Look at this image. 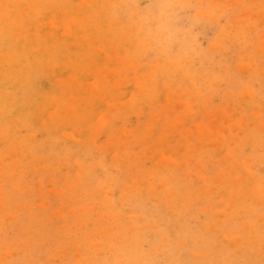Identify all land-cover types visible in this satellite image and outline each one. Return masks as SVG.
I'll list each match as a JSON object with an SVG mask.
<instances>
[{"label":"rangeland","instance_id":"obj_1","mask_svg":"<svg viewBox=\"0 0 264 264\" xmlns=\"http://www.w3.org/2000/svg\"><path fill=\"white\" fill-rule=\"evenodd\" d=\"M26 1H0V264H264V0Z\"/></svg>","mask_w":264,"mask_h":264},{"label":"bare ground","instance_id":"obj_2","mask_svg":"<svg viewBox=\"0 0 264 264\" xmlns=\"http://www.w3.org/2000/svg\"><path fill=\"white\" fill-rule=\"evenodd\" d=\"M0 1H1V0H0ZM2 1H4V0H2ZM27 1H28V0H27ZM27 1H26V2H27ZM115 1H116V0H115ZM160 1H161V0H160ZM208 1H209V0H208ZM21 2H22V0H21ZM116 2L118 3V1H116ZM166 2H167V1H166ZM181 2H182V1H181ZM183 2H184V1H183ZM218 2H219V1H218ZM245 2H246V1H245ZM247 2H248V1H247ZM259 2H260V1H259ZM259 2H258L257 4H259ZM23 3H24V1H23ZM28 3H29V2H28ZM30 3H32V2H30ZM30 3H29V4H30ZM161 3H162V2H161ZM206 3H207V1H206ZM211 3H213V1H212ZM235 3H236V2H235ZM235 3H233V4H235ZM255 3H256V2H255ZM3 4H4V2H3ZM20 4H22V3H20ZM25 4H26V3H25ZM194 4H195V3H194ZM198 4H199V3H198ZM223 4H224V3H223ZM233 4H232V5H233ZM1 5H2V3H1ZM8 5H9V4H8ZM11 5H12V4H11ZM130 5H132V4H130ZM246 5H247V4H246ZM15 6H16V5H15ZM124 6H125V5H124ZM132 6H133V5H132ZM186 6H187V5H186ZM216 6H217V5H216ZM219 6H221V5H219ZM219 6H218V7H219ZM262 6H263V5H262ZM18 7H19V6H18ZM23 7L27 8L26 6H23ZM30 7H31V6H30ZM127 7H128V6H127ZM133 7H135V6H133ZM174 7H175V6H174ZM202 7H203V5H202ZM238 7H239V6H238ZM0 8H1V7H0ZM2 8H3V7H2ZM177 8H178V6H177ZM181 8H182V6H181ZM186 8H187V7H185V9H186ZM197 8H200V7H197ZM197 8H196V9H197ZM214 8H215V7H214ZM249 8H250V7H249ZM251 8H252V7H251ZM253 8H254V7H253ZM260 8H262V7H259V9H260ZM19 9H21V8H19ZM111 9H112V8H111ZM116 9H117V8H116ZM116 9H115V10H116ZM155 9H156V8H155ZM240 9H241V8H240ZM242 9H243V8H242ZM108 10H109V9H108ZM120 10H121V9H120ZM156 10H157V9H156ZM192 10H193V9H192ZM202 10H203V9H202ZM208 10H209V9H208ZM231 10H232V9H231ZM236 10H237V9H236ZM12 11H13V10H12ZM146 11H147V10H146ZM214 11H215V10H214ZM244 11H245V10H244ZM249 11H250V10H249ZM13 12H14V11H13ZM15 12H16V11H15ZM112 12H113V11H112ZM118 12H119V11H118ZM138 12H139V11H138ZM144 12H145V11H144ZM190 12H191V11H190ZM203 12H204V11H203ZM203 12H202V13H203ZM218 12H219V11H218ZM134 13H135V12H134ZM136 13H137V12H136ZM153 13H154V12H153ZM153 13H152V14H153ZM157 13H158V12H157ZM172 13H173V12H172ZM175 13H177V12H175ZM175 13H173V14H175ZM182 13H183V12H182ZM186 13H187V12H186ZM205 13L207 14V12H205ZM237 13H238V11H237ZM241 13H242V12H241ZM35 14H36V13H35ZM118 14H119V13H118ZM177 14H178V13H177ZM228 14H230V13H228ZM228 14H227V15H228ZM22 15H23V14H22ZM30 15H31V12H30ZM32 15L35 16V15L33 14V12H32ZM133 15H134V14H133ZM193 15H194V14H193ZM196 15H201V14H196ZM37 16H39V15H37ZM140 16H141V15H140ZM168 16H169V15H168ZM247 16H248V15H247ZM11 17H12V16H11ZM207 17H208V16H207ZM125 18H126V17H125ZM143 18H144V17H143ZM175 18H176V17H175ZM175 18H174V19H175ZM195 18H196V17H195ZM201 18H202V17H201ZM221 18H222V17H221ZM224 18H225V17H224ZM230 18H232V17H230ZM3 19H4V18H3ZM137 19H138V18H137ZM155 19H156V18H155ZM157 19H158V17H157ZM181 19H182V18H181ZM202 19H203V18H202ZM222 19H223V18H222ZM1 20H2V19H1ZM24 20H25V19H23V21H24ZM35 20H36V19H35ZM132 20H133V19H132ZM143 20H144V19H143ZM158 20H159V19H158ZM228 20H229V19H228ZM228 20H227V21H228ZM237 20H238V19H237ZM237 20H236V22L238 23ZM261 20H262V19H261ZM7 21H8V20H7ZM21 21H22V20H21ZM134 21H136V20H134ZM137 21H139V19H138ZM155 21H156V20H155ZM199 21H200V20H199ZM218 21H219V20H218ZM222 21H223V20H222ZM2 22L4 23L3 20H2ZM8 22H10V21H8ZM17 22H18V21H17ZM37 22H38V20H37ZM128 22H129V21H128ZM156 22H157V21H156ZM156 22H155V23H156ZM174 22H175V21H174ZM174 22H173V23H174ZM190 22H191V21H190ZM225 22H226V21H225ZM245 22H246V21H245ZM260 22H261V21H260ZM260 22H259V23H260ZM35 23H36V22H35ZM126 23H127V22H126ZM146 23H147V22H146ZM151 23H152V22H151ZM218 23H219V22H218ZM232 23H233V22H232ZM239 23H240V22H239ZM239 23H238V24H239ZM242 23H243V22H242ZM5 24H6V23H5ZM25 24H27V23H25ZM36 24H37V23H36ZM169 24H170V23H169ZM174 24H175V23H174ZM186 24H187V23H186ZM191 24H193V23H191ZM223 24H224V23H223ZM227 24H228V23H227ZM233 24H235V23H233ZM23 25H24V24H23ZM27 25H28V24H27ZM148 25H150V23H149ZM162 25H163V24H161V27H162ZM167 25H168V24H167ZM175 25H176V24H175ZM196 25H197V24H196ZM219 25H220V24H219ZM1 26H3V25H1ZM1 26H0V27H1ZM7 26H8V24H7ZM10 26H11V24H10ZM32 26H33V25H32ZM146 26H147V24H146ZM235 26H236V24H235ZM14 27H15V26H14ZM18 27H19V26H18ZM163 27H165V26H163ZM167 27L170 28L169 26H167ZM3 28H4V27H3ZM5 28H6V27H5ZM5 28H4V29H5ZM11 28H12V27H11ZM24 28H25V27H24ZM30 28H32V27H30ZM200 28H201V27H200ZM12 29H13V28H12ZM17 29H18V28H17ZM17 29H16V30H17ZM28 29H29V28H28ZM153 29H154V27H153ZM170 29H171V28H170ZM189 29H190V28H189ZM194 29H195V28H194ZM6 30H7V29H6ZM133 30H135V29H133ZM217 30H218V29H217ZM9 31H11V29H9ZM31 31H33V30L31 29ZM168 31H169V30H168ZM180 31H181V30H180ZM188 31H189V30H188ZM212 31H213V30H212ZM214 31H215V30H214ZM262 31H263V30H262ZM13 32H14V31H13ZM15 32H16V31H15ZM17 32H18V31H17ZM144 32H145V31H144ZM154 32H155V31H154ZM132 33H133V32H132ZM15 34H16V33H15ZM164 34H165V33H164ZM179 34H180V33H179ZM4 35H5V34H4ZM7 35L9 36V34H7ZM17 35H18V34H17ZM20 35H21V34H20ZM44 35H45V34H44ZM67 35H68V33H67ZM139 35H140V34H139ZM142 35H143V34H142ZM151 35H152V33H151ZM167 35H168V33H167ZM185 35H186V34H185ZM11 36H12V35H11ZM11 36H10V37H11ZM35 36H36V35H35ZM188 36H189V35H188ZM263 36H264V35H263ZM263 36H262V37H263ZM1 37H3V35H1ZM5 37H6V36H5ZM15 37H16V36H15ZM33 37H34V36H33ZM39 37H40V36H39ZM174 37H175V36H174ZM199 37H200V36H198V38H199ZM203 37H204V36H203ZM215 37H216V36H215ZM254 37H255V36H254ZM260 37H261V36H260ZM17 38H18V37H17ZM41 38H42V37H41ZM41 38H40V39H41ZM7 39H9V38L7 37ZM11 39H12V38H11ZM20 39H21V38H20ZM140 39H142V36H141ZM163 39H164V38H163ZM184 39H185V37H184ZM201 39H203V38H201ZM201 39H199V40H201ZM208 39H209V38H208ZM208 39H207V40H208ZM3 40H4V38H3ZM42 40H43V39H42ZM145 40H146V39H145ZM159 40H160V39H159ZM193 40H194V39H193ZM193 40H192V41H193ZM44 41H45V40H44ZM143 41H144V39H143ZM150 41H152V40H150ZM197 41H198V40H197ZM205 41H206V40H205ZM214 41H215V39H214ZM12 42H13V41H12ZM160 42H161V41H160ZM173 42H174V41H173ZM183 42H184V40H183ZM211 42H212V41H211ZM252 42H253V41H252ZM20 43H22V42L20 41ZM178 43H179V42H178ZM181 43H182V42H181ZM185 43H187V42H185ZM209 43H210V41H209ZM258 43H259V42H258ZM1 44H2V42H1ZM3 44H4V43H3ZM14 44H16V43H14ZM26 44H27V43H26ZM161 44H162V43H161ZM187 44H188V43H187ZM187 44H186V45H187ZM189 44H190V43H189ZM213 44H214V43H213ZM213 44H212V46H213ZM260 44H261V43H260ZM260 44H259V45H260ZM19 45H20V44H19ZM23 45H24V44H23ZM46 45H47V44H46ZM55 45H57V44H55ZM88 45H89V44H88ZM170 45H171V44H170ZM192 45H193V44H192ZM199 45H200V44H199ZM208 45H209V44H208ZM210 45H211V44H210ZM12 46H13V45H12ZM63 46H64V45H63ZM152 46H153V44H152ZM160 46H161V45H160ZM215 46H217V45L215 44ZM218 46H219V45H218ZM9 47H11V46H9ZM136 47H137V46H136ZM155 47H156V45H155ZM171 47H172V46H171ZM6 48H7V47H6ZM18 48H19V47H18ZM50 48H51V46H50ZM138 48H139V47H138ZM159 48H161V47H159ZM2 49H3V48H2ZM2 49H1V50H2ZM4 49H5V47H4ZM21 49H22V48H21ZM21 49H20V50H21ZM39 49H40V48H39ZM66 49H67V47H66ZM207 49H208V48H207ZM5 50H6V49H5ZM8 50H9V49H8ZM16 50H17V49H16ZM24 50H25V47H24ZM44 50H45V47H44ZM170 50H171V49H170ZM177 50H178V49H177ZM198 50H199V49H198ZM208 50H209V49H208ZM233 50H234V49H233ZM10 51H11V50H10ZM18 51H19V50H18ZM53 51H54V49L52 50V52H53ZM183 51H184V50H183ZM1 52H2V51H1ZM13 52H14V50H13ZM19 52H20V51H19ZM26 52H28V51H26ZM188 52H189V51H188ZM192 52H193V51H192ZM14 53H15V52H14ZM20 53H21V52H20ZM31 53H32V52H31ZM49 53H50V52H49ZM49 53H48V54H49ZM155 53H157V52H155ZM166 53H167V52H166ZM180 53H181V51H180ZM180 53H179V54H180ZM2 54H3V52H2ZM9 54H10L9 56L12 57L11 52H10ZM18 54H19V53H17V54L14 55V56L16 57ZM26 54H28V53H26ZM32 54H33V53H32ZM32 54H31V55H32ZM125 54H126V53H125ZM157 54H158V53H157ZM194 54H195V53H194ZM196 54H197V53H196ZM196 54H195V55H196ZM231 54H232V53H231ZM24 55H25V52H24ZM51 55H52V54H51ZM128 55H129V54H128ZM154 55H155V54H154ZM174 55H175V54H174ZM182 55H183V54H182ZM190 55H191V54H190ZM200 55H201V54H200ZM200 55H199V56H200ZM202 55H203V53H202ZM202 55H201L200 57H202ZM33 56H34V55H33ZM45 56H47V55H45ZM167 56H168V55H167ZM230 56H231V55H230ZM230 56H229V57H230ZM22 57H23V55H22ZM36 57H38V56H36ZM47 57H48V56H47ZM52 57H53V56H52ZM67 57H68V56H67ZM69 57H70V56H69ZM69 57H68V58H69ZM128 57H131V56H128ZM165 57H166V56H165ZM197 57H198V56H197ZM0 58H1V57H0ZM17 58H19V57H17ZM70 58H71V57H70ZM211 58H212V57H211ZM232 58H233V57H232ZM11 59H12V58H11ZM13 59H14V58H13ZM22 59H23V58H22ZM24 59H25V58H24ZM24 59H23V60H24ZM170 59H172V58H170ZM183 59H184V58H183ZM7 60H8V58H7ZM30 60H32V59L30 58ZM66 60H68V59H66ZM118 60H119V59H118ZM211 60H212V59H211ZM232 60H233V59H232ZM18 61H19V59H18ZM18 61H16V62H18ZM186 61H187V60H186ZM186 61H185V62H186ZM203 61H205V60H203ZM14 62H15V61H14ZM32 62H33V61H32ZM36 62H37V59H36ZM199 62H200V61H199ZM229 62H230V61H229ZM8 63H9V62H8ZM186 63H187V62H186ZM208 63H209V62H208ZM23 64H25V63H23ZM30 64H31V63H30ZM35 64H36V63H35ZM71 64H72V63H71ZM180 64H181V63H180ZM10 65H11V64H10ZM33 65H34V64H33ZM226 65H227V64H226ZM235 65H236V64H235ZM24 66H25V65H24ZM38 66H39V65H38ZM224 66H225V65H224ZM231 66H232V65H231ZM11 67H12V66H11ZM11 67H8V68H11ZM22 67H23V65H22ZM30 67H31V66H30ZM32 67H34V66H32ZM32 67H31V68H32ZM187 67H188V66H187ZM187 67H186V68H187ZM233 67H234V66H233ZM26 68H28V67H26ZM31 68H30V69H31ZM239 68H240V67H239ZM199 69H200V68H199ZM203 69H205V68H203ZM245 69H246V68H245ZM245 69H244V70H245ZM1 70H2V69H1ZM1 70H0V71H1ZM19 70H20V69H19ZM70 70H71V68H70ZM205 70H206V69H205ZM239 70H240V69H239ZM2 71H4V70H2ZM15 71H16V70H15ZM20 71H21V70H20ZM27 71H28V70H27ZM29 71H30V70H29ZM34 71H35V68H34ZM34 71H33V72H34ZM41 71H42V70H41ZM11 72H12V70H11ZM38 72H39V70H38ZM38 72H37V73H38ZM199 73H200V72H199ZM8 74H9V73H8ZM8 74H7V75H8ZM16 74H17V73H16ZM19 74H20V73H19ZM19 74H18V76H19ZM28 74H29V72H28ZM30 74H31V73H30ZM3 75H4V74H3ZM3 75H2V76H3ZM11 75H13V74H11ZM14 75H15V74H14ZM183 76H184V75H183ZM6 77H7V76H6ZM24 77L26 78V77H27V74H26V76H24ZM28 77L30 78V76H28ZM32 77H33V75H32ZM13 78H14V77H13ZM15 78H16V77H15ZM17 78H18V77H17ZM4 80H6V79H4ZM21 80H22V78H21ZM11 81H12V80H11ZM18 81H19V80H18ZM32 81H33V80H32ZM34 81H35V80H34ZM34 81H33V82H34ZM185 81H187V79H186ZM6 82H7V81H6ZM14 82L16 83L17 81H13V83H14ZM19 82H20V81H19ZM17 83H18V82H17ZM17 83H16V84H17ZM21 83H22V82H21ZM189 83H191V82H189ZM16 84H15V85H16ZM9 85H10V84H9ZM22 85H23V83H22ZM3 86H4V85H3ZM5 86H6V84H5ZM192 86H193V85H192ZM12 88H13V87H12ZM33 88H34V87H33ZM37 88H38V87H37ZM244 88H245V87H244ZM9 89H10V88H9ZM16 89H17V88H16ZM21 89H22V88H21ZM38 89H39V88H38ZM195 89H196V88H195ZM227 89H228V88H227ZM245 89H246V88H245ZM12 90H13V89H12ZM12 90H11V91H12ZM141 90H142V89H141ZM191 90H192V89H191ZM229 90H230V88H229ZM248 90H249V89H248ZM193 91H194V90H193ZM218 91H219V90H218ZM240 91H241V90H240ZM19 92H20V91H19ZM30 92H31V91H30ZM145 92H146V90H145ZM201 92H202V91H201ZM227 92H229V91H227ZM234 92H235V91H234ZM236 92H239V91H236ZM244 92H246V91H244ZM4 93H5V92H4ZM38 93H39V91H38ZM38 93H36V94H38ZM242 93H243V92H242ZM14 94H15V93H14ZM18 94H19V93H18ZM238 94H239V93H238ZM238 94H237V95H238ZM244 94H245V93H244ZM11 95H12V93H11ZM29 95H31V94H29ZM198 95H199V94H198ZM12 96H13V95H12ZM26 96H27V95H26ZM244 96L246 97V95H244ZM7 97H8V96H7ZM20 97H21V96H20ZM16 98H17V97H16ZM197 98H198V97H197ZM201 98H202V97L200 96V99H201ZM252 98H253V97H252ZM0 99H1V95H0ZM3 99H5V98H3ZM22 99H23V97H22ZM29 99H30V98H29ZM238 99H239V98H237V100H238ZM11 100H12V99H11ZM27 100H28V99H27ZM226 100H227V99H226ZM230 100H231V99H230ZM239 100H240V99H239ZM3 101H4V100H3ZM224 101H225V100H224ZM224 101H223V102H224ZM227 101H228V100H227ZM4 102H5V101H4ZM6 102H7V101H6ZM16 102H17V101H16ZM24 102H25V101H24ZM28 102H29V101H28ZM231 102H232V101H231ZM259 103H260V102H259ZM262 103H263V102H262ZM5 104H6V103H5ZM186 105H187V103H186ZM186 105H185V106H186ZM244 105H245V104H244ZM246 105H247V104H246ZM10 106H11V104H10ZM26 106H27V105H26ZM230 106H231V105H230ZM253 106H254V105H253ZM11 107H12V106H11ZM32 107H33V106L31 105V108H32ZM37 107H38V106H37ZM186 107H187V106H186ZM186 107H185V108H186ZM188 107H189V106H188ZM254 107H255V106H254ZM25 108H26V107H25ZM227 108H228V107H226V109H227ZM250 108H251V107H250ZM252 108H253V107H252ZM252 108H251V109H252ZM262 108H264V107H262ZM262 108H261V109H262ZM34 109H35V108H34ZM228 109H229V108H228ZM237 109L239 110L240 108H237ZM237 109H236V110H237ZM261 109H260V110H261ZM7 110H8V109H7ZM42 110H43V109H42ZM238 110H237V111H238ZM254 110H256V109L254 108ZM16 111H18V110L16 109ZM16 111H15V112H16ZM185 111H186V110H185ZM187 111H188V110H187ZM224 111H226V110H224ZM246 111H247V110H246ZM257 111H259V110H256V112H257ZM8 112H10V111H8ZM233 112H234V111H233ZM252 112H253V111H252ZM252 112H251V113H252ZM28 113H29V112H28ZM28 113H27V114H28ZM30 113H31V112H30ZM30 113H29V114H30ZM32 113H33V111H32ZM225 113H226V112H225ZM236 113H237V112H236ZM245 113H247V112H245ZM248 113H250V112L248 111ZM12 114H13V113H11V115H12ZM16 114H17V112H16ZM253 114H254V113H253ZM255 114H256V113H255ZM7 115H8V114H7ZM9 115H10V114H9ZM231 115H232V114H231ZM240 115H242V114H240ZM257 115H258V113H257ZM257 115H256V117H257ZM20 116H21V115H20ZM23 116H24V115H23ZM227 116H228V115H227ZM237 116H239V115H237ZM258 116H259V115H258ZM8 117H9V116H8ZM24 117H25V116H24ZM239 117H240V116H239ZM239 117H237V118H239ZM252 117H253V116H252ZM208 118H212V117H209V116H208ZM228 118H229V116H228ZM258 118H259V117H258ZM263 118H264V117H263ZM263 118H262V119H263ZM8 119H9V118H8ZM11 119H13V118H11ZM28 119H29V118H28ZM159 119H160V118H159ZM243 119H244V118H243ZM254 119H255V117H254ZM256 119H257V118H256ZM5 120H6V119H5ZM9 120H10V119H9ZM15 120H17V119H15ZM155 120H156V118H155ZM211 120H212V119H211ZM211 120H210V121H211ZM233 120H235V117H234ZM257 120H258V119H257ZM10 121H11V120H10ZM20 121H21V120H20ZM20 121H19V122H20ZM163 121H164V119H163ZM165 121H166V120H165ZM240 121H241V120H240ZM242 121H243V120H242ZM245 121H246V120H245ZM247 121H248V120H247ZM263 121H264V120H263ZM263 121H262V123H263ZM4 122H5V121H4ZM4 122H3V123H4ZM177 122H178V121H177ZM179 122H180V121H179ZM211 122H213V121H211ZM233 122H234V121H232L231 123H233ZM10 123H11V122H10ZM16 123H17V122H16ZM25 123H26V122H25ZM231 123H230V124H231ZM1 124H2V123H1ZM4 124H5V123H4ZM29 124H30V123H29ZM42 124H43V123H42ZM160 124H161V123H160ZM209 124H210V123H209ZM250 124H251V123H250ZM255 124H256V123H255ZM258 124H259V122H258ZM12 125H13V122H12ZM18 125H19V124H18ZM176 125H177V124H176ZM247 125H248V124H246V126H247ZM24 126H25V125L22 126V122H21V127H24ZM206 126H207V125H206ZM236 126H237V124H236ZM258 126H260V125H258ZM6 127L8 128L9 126H6ZM13 127H14V126H13ZM26 127H27V126H26ZM30 127H31V126L28 125V128H29V129H30ZM146 127H147V126H146ZM167 127H168V125H167ZM181 127H182V125H181ZM201 127H203V126H201ZM263 127H264V126H263ZM28 128H27V129H28ZM43 128H44V127H43ZM148 128H149V127H148ZM168 128H169V127H168ZM175 128H176V127H175ZM177 128H178V126H177ZM228 128H229V127H228ZM246 128H247V127H246ZM246 128H244V129H246ZM253 128H254V127H253ZM260 128H261V127H260ZM13 129H14V128H13ZM16 129H17V127H16ZM18 129H19V128H18ZM24 129H25V128H24ZM178 129H179V128H178ZM238 129H239V128H238ZM255 129H256V128H255ZM10 130H11V129H10ZM25 130H26V129H25ZM168 130H169V129H168ZM199 130H201V129H198V131H199ZM231 130H232V129H231ZM239 130H240V129H239ZM2 131H3V130H2ZM26 131H27V130H26ZM174 131H175V130H174ZM226 131H227V130H225V132H226ZM258 131H259V130H258ZM8 132H9V129H8ZM239 132H240V131H239ZM243 132H244V131H243ZM245 132H246V131H245ZM4 133H5V132H4ZM17 133H18V132H17ZM19 133H20V132H19ZM19 133H18L17 135H19ZM27 133H28V132H27ZM29 133H30V132H29ZM46 133H47V132H46ZM46 133H44V134H46ZM147 133H148V132H147ZM223 133H224V132H223ZM252 133H254V131H253ZM252 133H251V134H252ZM7 134H8V133H7ZM25 134H26V133H25ZM25 134H24V135H25ZM47 134H48V133H47ZM218 134H219V133H218ZM218 134H217V135H218ZM232 134H234V133H232ZM236 134H237V133H236ZM262 134H263V133H262ZM5 135H6V134H5ZM10 135H12V134H10ZM14 135H15V134H14ZM221 135H222V134H221ZM234 135H235V134H234ZM237 135H238V134H237ZM239 135H240V134H239ZM248 135H249V134H248ZM6 136H7V135H6ZM8 136H9V135H8ZM218 136H219V135H218ZM259 136H260V135H259ZM10 137H11V136H10ZM14 137H15V136H14ZM17 137H18V136H17ZM17 137H16V138H17ZM222 137H223V136H222ZM230 137H231V136H230ZM230 137H229V138H230ZM253 137H254V136H253ZM260 137H261V136H260ZM3 138H4V137H3ZM11 138H12V137H11ZM45 138H46V137H45ZM223 138H224V137H223ZM234 138H237V137L235 136ZM258 138H259V137H258ZM0 139H1V137H0ZM6 139H7V138H6ZM12 139H13V138H12ZM12 139H11V140H12ZM220 139H221V136H220ZM230 139H233V138H230ZM248 139H249V138H248ZM259 139H260V138H259ZM259 139H258V140H259ZM261 139H262V138H261ZM30 140H31V139H30ZM56 140H57V139H56ZM56 140H54V141H56ZM233 140H234V139H233ZM243 140H245V138H244ZM246 140H247V139H246ZM256 140H257V137H256ZM1 141H2V140H1ZM28 141H29V140H28ZM223 141H224V140H223ZM234 141H235V140H234ZM236 141H238V139H237ZM239 141H240V140H239ZM248 141H251V140H248ZM261 141H263V140H261ZM30 142H31V141H30ZM46 142H47V141H46ZM51 142L53 143L52 139H51ZM51 142H50V143H51ZM56 142H57V141H56ZM60 142H61V141H60ZM244 142H245V141H244ZM252 142H253V141H252ZM254 142H256V141L254 140ZM21 143H22V142H20V144H21ZM24 143H26V142H24ZM33 143H34V139H33ZM58 143H59V142H58ZM191 143H192V142H191ZM231 143H232V140H231ZM234 143H235V142H234ZM247 143H248V142H247ZM258 143H260V142H258ZM263 143H264V142H263ZM22 144H23V143H22ZM26 144H27V143H26ZM28 144H29V143H28ZM28 144H27V145H28ZM43 144H44V141H43ZM45 144H46V143H45ZM53 144H54V143H53ZM60 144H61V143H60ZM229 144H230V143H228V145H229ZM235 144H236V143H235ZM256 144H257V143H256ZM29 145H30V144H29ZM55 145H56V144H55ZM218 145H219V144H218ZM246 145H247V144H246ZM30 146H31V145H30ZM30 146H29V147H30ZM32 146H33V145H32ZM35 146H36V145H35ZM48 146H49V145H48ZM51 146H52V145H51ZM57 146H58V145H57ZM57 146H56V147H57ZM181 146H183V145H181ZM181 146H180V147H181ZM189 146H190V144H189ZM241 146H242V142H241ZM257 146H259V145H257ZM37 147H38V146H37ZM49 147H50V146H49ZM191 147H192V146H191ZM197 147H198V145H197ZM201 147H202V146H201ZM218 147H219V146H218ZM231 147H233V145H232ZM21 148H22V147H21ZM35 148H36V147H35ZM222 148H223V147H222ZM226 148H227V146H226ZM17 149H18V148H17ZM17 149H16V150H17ZM22 149H23V148H22ZM25 149H26V148H25ZM59 149H60V148H59ZM186 149H187V148H186ZM231 149H234V147L231 148ZM235 149H236V148H235ZM235 149H234V150H235ZM241 149H242V148H241ZM16 150H15V151H16ZM40 150H41V149H40ZM48 150H50V149L48 148ZM60 150H61V149H60ZM184 150H185V149H184ZM222 150H223V149H222ZM261 150H262V148H261ZM27 151L29 152L30 150H27ZM38 151H39V150H38ZM56 151H57V150H56ZM63 151H64V150H63ZM82 151H83V150H82ZM186 151H187V150H186ZM226 151H227V150H226ZM235 151H236V150H235ZM258 151H259V147H258ZM17 152H19V150H18ZM48 152H49V151H48ZM59 152H60V151H59ZM232 152H233V151H232ZM236 152H238V150H237ZM241 152H242V151H241ZM20 153H21V152H20ZM49 153H50V152H49ZM57 153H58V152H57ZM57 153H56V154H57ZM65 153H66V151H65ZM183 153L185 154V151H184ZM225 153H226V152H225ZM225 153H224V154H225ZM17 154H18V153H17ZM83 154H84V153H83ZM90 154H91V153H90ZM90 154H89V155H90ZM186 154H187V153H186ZM190 154H193V153H190ZM224 154H223V155H224ZM252 154H253V153H252ZM26 155H27V154H26ZM26 155H25V156H26ZM30 155H31V154H30ZM47 155H49V154L47 153ZM89 155H88V156H89ZM187 155H188V154H187ZM227 155H228V154H227ZM235 155H237V153H236ZM263 155H264V153H263ZM19 156H20V155H19ZM51 156L54 157L55 155H51ZM64 156H65V155H64ZM64 156H63V157H64ZM91 156H92V155H91ZM196 156H197V155H196ZM260 156H262V155H260ZM23 157H24V156H23ZM27 157H28V155H27ZM27 157H26V158H27ZM84 157H85V156L83 155V158H84ZM86 157H87V156H86ZM116 157H117V156H116ZM228 157H229V156H228ZM234 157H235V156H234ZM237 157H238V156H237ZM262 157H263V156H262ZM40 158H41V157H40ZM40 158H39V159H40ZM59 158H60V157H59ZM64 158H65V157H64ZM64 158H63V159H64ZM249 158L251 159V156H250ZM252 158H254V156H252ZM263 158H264V157H263ZM37 159H38V158H37ZM37 159H36V160H37ZM39 159H38V160H39ZM190 159H191V158H190ZM197 159H198V158H197ZM228 159H229V158H228ZM234 159H235V158H234ZM245 159H247V158H245ZM245 159H243V161L241 160V162L244 163V160H245ZM261 159H262V158H261ZM261 159H260V160H261ZM18 160H20V158H19ZM28 160H30V159H28ZM31 160H32V159H31ZM41 160H42V159H41ZM65 160H66V158H65ZM65 160H64V162H65ZM86 160H87V159H86ZM1 161H2V160H1ZM24 161H25V159H24ZM77 161H78V160H77ZM83 161H84V160H83ZM98 161H99V160H98ZM197 161H199V159H198ZM219 161H221V160H219ZM231 161H234V160L232 159ZM256 161H257V160H256ZM256 161H255V162H256ZM262 161H263V160H262ZM15 162H16V160H15ZM15 162H14V163H15ZM45 162H46V161H45ZM55 162H56V160H55ZM55 162H54V163H55ZM57 162H59V161H57ZM191 162H192V161H191ZM237 162H238V161H237ZM248 162H249V160H248ZM248 162H247V163H248ZM257 162H258V161H257ZM260 162H261V161H260ZM1 163H2V162H1ZM59 163H61V162H59ZM78 163H79V162H78ZM169 163H171V162H169ZM196 163H197V162H196ZM198 163H199V162H198ZM225 163H226V162H225ZM229 163H230V162H229ZM261 163H262V162H261ZM47 164H49V163H47ZM82 164H84V163H81V166H82ZM87 164H88V163H87ZM172 164H173V162H172ZM231 164H233V166H234V164H237V163H232V162H231ZM244 164H246V163H244ZM244 164H242V163H238L239 166H240V165H243V168H242V169H244ZM251 164H252V163H251ZM251 164H250V165H251ZM254 164H256V163H254ZM254 164H253V165H254ZM64 165H65V164H64ZM99 165H100V164H98V166H99ZM153 165H154V164H153ZM153 165H151V166H153ZM158 165H161V164H158ZM158 165H157V166H158ZM169 165H170V164H169ZM178 165H179V164H178ZM178 165H177V166H178ZM192 165H193V164H192ZM192 165H191V166H192ZM197 165H198V164H197ZM250 165H249V166H250ZM261 165H262V164H261ZM20 166H21V165H20ZM47 166H48V165H47ZM55 166H57V165H55ZM89 166H91V164H90ZM98 166H96V167H98ZM100 166H101V165H100ZM146 166H147V165H146ZM151 166H150V167H151ZM170 166H172V165H170ZM226 166H227V165H226ZM239 166H238V167H239ZM249 166H248V167H249ZM254 166H255V165H254ZM259 166H260V165H259ZM262 166H263V165H262ZM10 167H11V166H10ZM21 167H22V166H21ZM48 167H49V166H48ZM59 167H60V166H59ZM64 167H65V166H64ZM102 167H103V166H102ZM196 167H197V166H196ZM215 167H216V166H215ZM230 167L232 168V166H230ZM235 167H236V166H235ZM260 167H261V166H260ZM14 168H15V167H14ZM57 168H58V167H57ZM60 168H61V167H60ZM82 168H84V167H82ZM87 168H88V167H87ZM87 168H86V169H87ZM162 168H163V167H162ZM162 168H161V169H162ZM168 168H170V167H168ZM176 168H177V167H176ZM178 168H181V167H178ZM186 168H187V167H186ZM197 168H198V167H197ZM222 168H224V167H222ZM228 168H229V167H228ZM245 168H246V167H245ZM252 168H253V167H252ZM256 168H258V167H256ZM256 168H255V169H256ZM15 169H16V168H15ZM54 169H55V168H54ZM84 169H85V168H84ZM90 169H91V168H90ZM104 169H105V168H104ZM143 169H144V168H143ZM191 169H192V167H191ZM198 169H199V168H198ZM225 169H226V168H225ZM229 169H230V168H229ZM233 169H234V168H233ZM240 169H241V168H240ZM258 169H259V168H258ZM47 170H48V169H47ZM59 170H60V169H59ZM144 170H145V169H144ZM162 170H163V169H162ZM166 170H167V169H166ZM169 170H170V169H169ZM183 170H185L184 167H183L182 171H183ZM188 170H189V169H188ZM223 170H224V169H223ZM230 170H232V169H230ZM230 170H229V171H230ZM235 170H236V169H235ZM235 170H234V171H235ZM16 171H17V170H16ZM84 171H85V170H84ZM90 171H92V169H91ZM175 171H176V173H178V172H177V169L174 170V171H172V172L174 173ZM194 171H195V169H194ZM201 171H202V170H201ZM236 171H237V170H236ZM238 171H239V170H238ZM253 171H254V169H253ZM253 171H252V173H253ZM262 171H263V170H262ZM47 172H48V171H47ZM79 172H80V171H79ZM87 172H88V171H87ZM102 172H103V171H102ZM133 172H135V171H133ZM179 172H181V171H179ZM230 172H231V171H230ZM230 172H229V173H230ZM256 172H257V170H256ZM91 173H92V172H91ZM98 173H99V172H98ZM108 173H109V172L107 171V174H108ZM220 173H221V172H220ZM225 173H226V172H225ZM254 173H255V172H254ZM86 174H87V173H85V175H86ZM88 174H89V173H88ZM88 174H87V175H88ZM132 174H133V173H132ZM132 174H131V175H132ZM141 174H142V173H141ZM167 174H168V173H167ZM188 174H189V173H188ZM197 174H198V173H197ZM197 174H196V176H197ZM217 174H218V173H216V175H217ZM221 174H222V173H221ZM230 174H231V173H230ZM230 174H229V175H230ZM103 175H105V173H103ZM110 175H111V174H110ZM184 175H185V173H184ZM184 175H183V176H184ZM204 175H205V174H203L202 176H204ZM219 175H220V174H219ZM223 175H224V174H223ZM223 175H222V176H223ZM229 175H228V176H229ZM232 175H234V173H233ZM235 175H236V172H235ZM238 175H239V174H238ZM252 175H253V174H252ZM252 175H251V176H252ZM257 175H258V174H257ZM12 176H13V175H12ZM105 176H106V175H105ZM105 176H104V177H105ZM108 176H109V175H108ZM133 176H134V175H133ZM199 176H201V175H199ZM202 176H201V178H202ZM222 176H221V177H222ZM245 176H247V175H245ZM109 177H110V176H109ZM141 177H142V176H141ZM141 177H139V178H141ZM143 177H144V176H143ZM210 177H211V176H210ZM240 177H242V176H240ZM240 177L238 178V176H237L236 178H238V180H239ZM248 177H249V176H248ZM248 177H247V178H248ZM254 177H255V175H254ZM256 177H258V176H256ZM87 178H89V177H87ZM144 178H145V177H144ZM160 178H162V177H160ZM171 178H173V177H171ZM184 178H187V177H184ZM184 178H183V179H184ZM218 178H219V177H217V179H215V180H218ZM223 178H224V177H223ZM234 178H235V177H234ZM242 178H245V177H242ZM247 178H246V179H247ZM251 178H253V176H252ZM258 178H259V177H258ZM105 179H106V178H105ZM112 179H113V178H112ZM128 179H129V177H128ZM149 179H150V178H149ZM192 179H193V181H194V178H193V177H192ZM246 179H245V180H246ZM248 179H249V178H248ZM253 179L255 180V178H253ZM253 179H250V180H253ZM263 179H264V178H263ZM100 180H101V179H100ZM137 180H138V179H137ZM137 180H136V181H137ZM150 180L152 181V179H150ZM160 180L163 181V178L160 179ZM166 180H167V178H166ZM170 180H171V179H170ZM210 180H211V179H210ZM215 180H213V181H215ZM225 180H226V179H225ZM225 180H224V181H225ZM231 180H233V179H231ZM231 180H230V181H231ZM234 180H235V179H234ZM234 180H233V181H234ZM245 180H244V181H245ZM254 180H253V181H254ZM88 181H89V179H88ZM93 181H94V180H93ZM105 181H106V180H105ZM138 181H139V180H138ZM138 181H137V182H138ZM175 181H176V180L174 179V182H175ZM177 181H179V180H177ZM186 181H187V179H186ZM190 181H191V179H190ZM222 181H223V180H222ZM222 181H221V182H222ZM226 181H227V180H226ZM244 181H243V183H244ZM253 181H252V182H253ZM112 182H113V181H112ZM114 182H115V179H114ZM124 182H125V181H124ZM149 182H150V181H149ZM153 182H154V181H153ZM159 182H160V181L158 180V183H159ZM164 182H165V181H164ZM164 182H163V186L165 185ZM166 182H167V181H166ZM179 182H180V181H179ZM181 182H182V181H181ZM210 182H211V181H210ZM235 182H237V181H235ZM247 182H248V181H247ZM96 183H97V182H96ZM143 183L145 184V182H143ZM147 183H148V182H147ZM177 183H178V182H177ZM177 183H176V184H177ZM191 183H192V182H191ZM216 183H217V181H216ZM228 183L230 184L231 182H228ZM228 183L226 182L227 185H228ZM124 184H125V183H124ZM131 184H132V183H131ZM138 184H139V183H138ZM141 184H142V183H141ZM156 184H157V183H156ZM176 184H175L174 186L178 188L179 186H176ZM180 184L182 185V183H180ZM204 184H205V183H204ZM211 184H212V183H211ZM217 184H218V183H217ZM220 184H221V183H220ZM236 184H237V183H235V185H236ZM262 184H263V183H262ZM113 185H114V184H113ZM116 185H117V184H116ZM122 185H123V184H122ZM128 185H129V184H128ZM132 185H133V184H132ZM157 185H158V184H157ZM157 185H156V186H157ZM178 185H179V184H178ZM189 185H190V184H189ZM221 185H224V186H225L224 183L221 184ZM230 185H232V183H231ZM244 185H245V183H244ZM255 185L258 186V183L255 184ZM103 186H104V185H103ZM103 186H102V187H103ZM125 186H126V185H125ZM125 186H124V187H125ZM133 186H134V185H133ZM133 186H132V187H133ZM135 186H136V185H135ZM148 186H149V185H148ZM174 186H173V187H174ZM183 186H184V185H183ZM262 186H263V185H262ZM13 187H14V186H13ZM90 187H91V186H90ZM90 187H89V188H90ZM94 187H95V186H94ZM108 187H111V186L108 185ZM112 187H113V189H114V186H112ZM140 187H141V186H140ZM149 187H150V186H149ZM151 187H153V186H151ZM184 187H185V186H184ZM226 187H227V186H226ZM233 187H234V186H233ZM235 187H236V186H235ZM235 187H234V188H235ZM254 187H256V186H254ZM260 187H261V186H260ZM14 188H15V187H14ZM106 188H107V187H106ZM120 188H121V187H120ZM133 188H134V187H133ZM166 188H167V187H166ZM169 188H170V187H169ZM179 188H180V187H179ZM182 188H183V187H182ZM182 188H181V190H182ZM187 188H188V187H187ZM218 188H219V187H218ZM238 188H240V187L238 186ZM262 188H263V187H262ZM96 189H97V188H96ZM96 189H95V190H96ZM104 189H105V188H104ZM109 189H111V188H109ZM122 189H123V188H122ZM174 189H175V188H174ZM188 189H189V188H188ZM219 189H220V188H219ZM251 189H253V188H251ZM251 189H249V190H251ZM254 189H255V188H254ZM254 189H253V190H254ZM18 190H19V189H18ZM105 190H107V189H105ZM165 190H166V189H165ZM165 190H164V191H165ZM168 190H169V189H168ZM168 190H167V191H168ZM220 190H222V189H220ZM223 190H224V189H223ZM256 190H257V189H256ZM256 190H255V191H256ZM259 190H260V189H259ZM145 191H146V190H145ZM158 191H159V190H158ZM184 191H185V190H184ZM192 191H193V190H192ZM192 191H191V192H192ZM199 191H200V189H199ZM208 191H209V190H208ZM216 191H217V189H216ZM226 191H227V193H228V190H226ZM238 191H240V190L238 189ZM246 191H248V189H247ZM251 191H252V190H251ZM257 191H258V190H257ZM257 191H256V192H257ZM97 192H98V190H97ZM105 192H106V191H105ZM110 192H112V190H111ZM174 192H175V191H174ZM191 192H190V193H191ZM206 192H207V191H206ZM214 192H215V191H214ZM217 192H218V191H217ZM224 192H225V190H224ZM224 192H223V193H224ZM233 192H234V190H233ZM248 192H249V191H248ZM121 193H122V191H121ZM139 193H140V192H139ZM151 193H152V192H151ZM175 193H177V192H175ZM183 193H184V192H183ZM186 193H187V192H186ZM197 193H201V192L196 191V194H197ZM235 193H236V192H235ZM249 193H251V192H249ZM263 193H264V192H263ZM263 193H259V192H258V194H260V195H262V196H263ZM55 194H56V192H55ZM89 194H90V193H89ZM100 194H101V193H100ZM140 194H141V193H140ZM145 194L147 195V193H145ZM167 194H168V192H167ZM196 194H195V195H196ZM215 194H216V192H215ZM220 194H221V193H220ZM220 194H219V195H220ZM231 194H232V193H231ZM241 194H242V192H241ZM253 194H254V193H253ZM253 194H252V195H253ZM255 194H256V193H255ZM0 195H1V194H0ZM93 195H95V194H93ZM97 195H98V193H97ZM121 195H123V194H121ZM136 195H137V194H136ZM136 195H135V196H136ZM138 195H139V194H138ZM138 195H137V196H138ZM155 195H156V194H155ZM182 195H183V194H182ZM186 195H187V194H186ZM195 195H194V196H195ZM206 195H207V194H206ZM211 195H214V194H211ZM211 195H210V196H211ZM221 195H222V194H221ZM221 195H220V196H221ZM223 195H224V194H223ZM237 195H238V193H237ZM95 196H96V195H95ZM135 196H134V198H136ZM140 196H141V195H140ZM156 196H157V195H156ZM160 196H161V195H160ZM162 196H163V194H162ZM171 196H172V195H171ZM173 196L176 198L175 195H173ZM204 196H205V195H204ZM216 196H218V195L216 194ZM243 196H244V195H243ZM248 196L250 197V195H248ZM93 197H94V196H93ZM97 197H98V196H97ZM138 197H139V196H138ZM153 197H155V196H153ZM178 197H180V196H178ZM189 197H190V196H189ZM198 197H199V196H198ZM211 197H212V196H211ZM218 197H219V196H218ZM237 197H238V196H237ZM253 197H254V196H253ZM257 197L259 198V196H257ZM263 197H264V196H263ZM263 197H262V198H263ZM58 198H59V197H58ZM108 198H109V197H108ZM120 198H121V197H120ZM162 198H163V197H161V199H162ZM169 198H170V197H169ZM184 198H185V197H184ZM202 198H203V197H202ZM207 198L209 199L210 197H207ZM207 198H206V199H207ZM231 198H232V197H231ZM244 198H245V197H244ZM88 199H89V198H88ZM93 199H94V198H93ZM106 199H107V198H106ZM131 199H132V197H131ZM136 199H137V198H136ZM144 199H145V198H144ZM190 199H191V198H190ZM193 199H194V198H193ZM195 199H196V198H195ZM203 199H204V198H203ZM210 199H211V198H210ZM210 199H209V200H210ZM219 199H221V198H219ZM241 199H242V198H241ZM247 199H248V198H247ZM253 199H254V198H253ZM260 199H261V198H260ZM263 199H264V198H263ZM82 200H83V199H82ZM85 200H86V199H85ZM85 200H84V201H85ZM100 200H101V199H100ZM139 200H141V199H139ZM142 200H143V199H142ZM150 200H152V199H150ZM159 200H160V199H159ZM162 200H163V199H162ZM164 200H165V198H164ZM176 200H177V199H176ZM179 200H180V198H179ZM184 200H185V199H184ZM186 200H187V197H186ZM256 200H257V199H255V201H256ZM1 201H2V200H1ZM96 201H98V200H96ZM96 201H95V202H96ZM101 201H102V200H101ZM128 201H129V200H128ZM137 201H138V199H137ZM144 201H145V200H144ZM167 201H168V199H167ZM198 201H199V200H198ZM203 201H206V200L204 199ZM248 201L251 202V200H248ZM248 201H247V202H248ZM260 201H261V200H260ZM95 202H94V203H95ZM132 202H133V201H132ZM157 202H158V200H157ZM163 202H165V201H163ZM163 202H162V204H164ZM190 202H191V201H190ZM192 202H193V201H192ZM214 202H215V201H214ZM214 202H213V203H214ZM217 202H218V200H217ZM247 202H246V203H247ZM104 203H105V202H104ZM119 203H120V202H119ZM165 203H166V202H165ZM175 203H176V202H175ZM180 203H181V202H180ZM186 203H187V202H186ZM193 203H194V202H193ZM211 203H212V202H211ZM224 203H225V202H224ZM231 203H232V202H230V203L228 202L229 205H230ZM237 203H238V202H237ZM237 203H236V204H237ZM109 204H110V203H109ZM154 204H155V203H154ZM154 204H153V205H154ZM159 204H160V203H159ZM167 204H168V203H167ZM177 204H178V203H177ZM238 204H241V203H238ZM242 204L244 205V203H242ZM251 204H252V203H251ZM260 204L262 205V201H261ZM88 205H89V204H88ZM90 205H91V204H90ZM90 205H89V208H90ZM155 205H156V204H155ZM157 205H158V204H157ZM160 205H161V204H160ZM164 205H165V204H164ZM169 205H170V203H169ZM171 205H173V203H172ZM180 205H181V204H180ZM210 205H211V204H210ZM210 205H209V206H210ZM212 205H213V204H212ZM225 205H227V203H226ZM261 205H260V206H261ZM121 206H122V205H121ZM161 206H162V205H161ZM161 206H160V207H161ZM165 206L167 207V205H165ZM181 206H182V205H181ZM219 206H220V205H219ZM238 206H240V205H238ZM92 207H93V206H92ZM171 207H172V206H171ZM190 207H192V206H190ZM190 207H188V208H190ZM197 207H199V206H197ZM211 207H212V206H211ZM236 207H237V206H236ZM0 208H1V207H0ZM93 208H94V207H93ZM95 208H96V207H95ZM106 208H107V206H106ZM127 208H128V205H127ZM174 208H176V207H174ZM182 208H183V206H182ZM182 208H181V209H182ZM202 208H203V207H202ZM202 208H201V209H202ZM231 208H232V207H231ZM262 208H263V207H262ZM6 209H7V208H6ZM6 209H5V210H6ZM17 209H18V208H17ZM26 209H27V208H26ZM99 209H100V208H99ZM103 209H105V208H103ZM107 209H108V208H107ZM111 209H112V208H111ZM124 209H125V208H124ZM172 209H173V208H172ZM183 209H184V208H183ZM191 209H192V208H191ZM203 209L205 210V208H203ZM208 209H209V208H208ZM229 209H230V208H229ZM234 209H236V208H234ZM234 209H233V210H234ZM108 210H109V209H108ZM134 210H135V209H134ZM143 210H144V209H143ZM175 210H177V209H175ZM230 210H231V209H230ZM14 211H16V210H14ZM154 211H155V210H154ZM181 211H182V210H181ZM190 211H192V210H190ZM190 211H189V212H190ZM201 211H203V210H201ZM215 211H217V210H215ZM241 211H242V210H241ZM241 211H240V212H241ZM252 211H253V210H252ZM252 211H251V212H252ZM254 211H255V210H254ZM4 212H5V211H4ZM60 212H61V211H60ZM60 212H59V213H60ZM106 212H107V210H106ZM144 212H145V211H144ZM152 212H153V211H152ZM159 212H160V211H159ZM167 212H168V211H167ZM167 212H166V213H167ZM193 212H194V210H193ZM240 212H239V213H240ZM6 213H9V212H6ZM55 213H56V212H55ZM103 213H104V212H103ZM109 213H111V212H109ZM116 213H117V212H116ZM153 213H155V212H153ZM183 213H184V212H183ZM183 213H182V214H183ZM187 213H188V211H187ZM237 213H238V212H237ZM239 213H238V214H239ZM13 214H14V212H13ZM119 214H120V212H119ZM145 214H146V213H145ZM156 214H157V213H156ZM158 214H159V213H158ZM158 214H157V215H158ZM195 214H196V213H195ZM205 214H206V213H205ZM208 214H209V213H208ZM229 214H230V212H229L228 214H226V215H229ZM231 214H232V213H231ZM235 214H236V213H235ZM247 214H248V213H247ZM5 215H6V214H5ZM58 215H60V214H58V211H57V216H58ZM105 215H106V213H105ZM107 215H108V214H107ZM110 215H111V214H110ZM146 215H147V214H146ZM152 215H153V214H152ZM157 215H156V216H157ZM175 215H176V214H175ZM197 215H198V214H197ZM202 215H203V214H202ZM211 215H212V214H211ZM226 215H225V216H226ZM232 215H234V214H232ZM241 215H242V214H241ZM243 215H244V214H243ZM250 215H251V214H250ZM10 216H11V215H10ZM13 216H14V215H13ZM52 216H53V215H52ZM54 216H55V215H54ZM125 216H126V215H125ZM176 216H177V215H176ZM182 216H183V215H182ZM182 216H180V217H182ZM234 216H235V215H234ZM73 217H74V216H73ZM80 217H81V216H80ZM101 217H102V216H101ZM111 217H112V216H111ZM114 217H115V215H114ZM137 217H138V216H137ZM140 217H141V216H140ZM168 217H169V216H168ZM227 217H228V216H227ZM232 217H233V216H232ZM235 217H236V216H235ZM235 217H233V218H235ZM242 217H244V216H242ZM9 218H11V217H9ZM12 218H13V217H12ZM124 218H125V217H124ZM142 218H144V217L142 216ZM170 218H172V217H170ZM200 218H201V217H200ZM217 218H218V216H217ZM223 218H224V217H223ZM228 218H229V220H231L230 217H228ZM228 218H226V219L228 220ZM261 218H262V217H261ZM5 219H6V218H5ZM75 219H77V218H75ZM111 219H112V218H111ZM114 219H115V218H114ZM172 219H173V218H172ZM174 219H175V218H174ZM195 219H196V218H195ZM237 219H238V218H237ZM263 219H264V218H263ZM9 220H10V219H9ZM11 220H12V219H11ZM81 220H83V219H81ZM108 220H109V219H108ZM115 220H116V219H115ZM127 220H129V218H128ZM193 220H194V219H193ZM211 220H212V218H211ZM220 220H221V219H220ZM63 221H64V220H63ZM78 221H79V220H78ZM104 221H105V220H104ZM106 221H107V220H106ZM109 221H110V220H109ZM113 221H114V220H113ZM116 221H117V220H116ZM141 221H142V219H141ZM159 221H160V220H159ZM191 221H192V219H191ZM225 221H226V220H225ZM225 221H224V222H225ZM259 221L261 222V219H259ZM64 222H65V221H64ZM75 222H76V221H75ZM75 222H74V223H75ZM79 222L81 223V221H79ZM131 222H132V219H131ZM138 222H140V221H138ZM207 222H208V221H207ZM210 222H211V221H210ZM213 222L215 223V221H212V223H213ZM227 222H229V221H227ZM233 222L235 223L236 220L233 221ZM251 222H254V221H251ZM255 222H256V223H255ZM255 222H254V223L257 224L258 221H255ZM74 223H73V224H74ZM107 223H108V222H107ZM109 223H110V222H109ZM122 223H124V222H122ZM205 223H206V222H205ZM205 223H204V224H205ZM254 223H253V225H252V223H251L252 227L255 226ZM262 223H263V221H262ZM111 224H112V223H111ZM126 224H127V222H126ZM126 224H125V226H126ZM132 224H133V223H132ZM137 224H138V223H137ZM155 224H156V222H155ZM197 224H198V223H197ZM202 224H203V223H202ZM217 224L220 226L219 223H217ZM225 224H226V222H225ZM259 224H261V223H259ZM76 225L78 226V224H76ZM148 225H149V224H148ZM207 225H208V223H207ZM215 225H216V224H215ZM257 225H258V224H257ZM33 226H34V225H33ZM74 226H75V225H74ZM130 226H131V225H130ZM153 226L156 227V226L154 225V223H153ZM196 226H197V225H196ZM204 226H205V225H204ZM212 226H213V224H212ZM216 226H217V225H216ZM216 226H215V227H216ZM45 227H46V226H45ZM71 227H72V226H71ZM71 227H70V229H71ZM116 227H117V225H116ZM144 227H145V226H144ZM148 227H150V226H148ZM225 227H226V226H225ZM258 227H259V226H258ZM108 228H109V227H108ZM125 228H127V226H126ZM129 228L131 229V227H129ZM129 228H128V229H129ZM139 228H140V226H139ZM145 228H147V227H145ZM168 228H169V227H168ZM245 228H246V227H245ZM104 229H105V228H104ZM104 229H103V230H104ZM149 229H150V228H149ZM149 229H148V230H149ZM208 229H211V228H208ZM208 229H207V230H208ZM215 229H216V228H215ZM215 229H214V230H215ZM126 230H127V229H126ZM154 230H155V229H154ZM223 230H224V229H223ZM21 231H22V230H21ZM76 231H77V230H76ZM135 231H136V229H135ZM156 231H157V230H156ZM158 231H159V230H158ZM158 231H157V232H158ZM205 231H206V230H205ZM209 231H210V232L212 231V233H213V230H209ZM209 231H208V232H209ZM217 231H218V230H217ZM219 231H220V229H219ZM219 231H218V233H219ZM224 231H226V230H224ZM93 232H94V231H93ZM142 232H143V231H142ZM206 232H207V231H206ZM220 232H221V231H220ZM237 232H238V231H237ZM109 233H110V232H109ZM117 233H118V232H117ZM144 233H145V232H144ZM144 233H143V234H144ZM146 233H147V232H146ZM159 233H160V231H159ZM169 233H170V232H169ZM187 233H188V232H187ZM215 233H216V231H215ZM251 233H252V232H250V234L248 233L249 236L251 235ZM110 234H111V233H110ZM164 234H165V233H164ZM76 235H77V234H76ZM85 235H86V234H85ZM85 235H84V236H85ZM102 235H103V233H102ZM127 235L129 236V234H127ZM165 235H167V234H165ZM197 235H198V234H197ZM210 235H211V234H210ZM113 236H114V235H113ZM122 236H123V235H122ZM142 236H143V235H142ZM151 236H152V235H151ZM241 236H242V235H241ZM109 237H110V236H109ZM152 237H153V236H152ZM161 237H162V236H161ZM163 237H164V236H163ZM199 237H200V236H199ZM231 237H232V236H231ZM235 237H236V236H235ZM250 237H251V236H250ZM250 237H249V238H250ZM119 238H120V237H119ZM177 238H178V237H177ZM228 238H229V237H228ZM232 238H233V237H232ZM236 238H237V237H236ZM243 238H244V237H243ZM249 238H247L246 240H248ZM252 238H253V237H252ZM86 239H87V238H86ZM86 239H85V241H86ZM88 239H89V238H88ZM107 239H108V238H107ZM113 239H114V238H113ZM120 239H121V238H120ZM120 239H119V240H120ZM125 239H126V238H125ZM125 239H124V241H125ZM200 239H201V238H200ZM229 239H231V238H229ZM234 239H235V238H234ZM119 240H118V241H119ZM132 240H133V239H132ZM146 240H147V239H146ZM149 240H151V239H149ZM149 240H147V241H149ZM160 240H161V239H160ZM162 240H163V239H162ZM165 240H166V239H165ZM173 240H174V239H173ZM183 240H184V239H183ZM183 240H182V241H183ZM226 240H227V239H226ZM238 240H239V239H238ZM240 240H241V239H240ZM244 240H245V239H244ZM85 241H84V242H85ZM87 241H88V240H87ZM124 241H123V242H124ZM128 241H130V240H128ZM142 241H143V240H142ZM163 241H164V240H163ZM166 241H167V240H166ZM254 241H255V240H254ZM257 241H258V240H256V242H257ZM99 242H100V241H99ZM99 242H98V243H99ZM203 242H204V241H203ZM228 242H229V241H228ZM258 242H259V241H258ZM87 243H88V242H87ZM120 243H121V241H120ZM124 243H128V242L125 241ZM176 243H177V242H176ZM180 243H183V242H180ZM185 243H186V242H185ZM233 243H234V242H233ZM243 243H244V241H243ZM243 243H242V245H243ZM249 243H250V242H249ZM249 243H248V244H249ZM251 243H253V242H251ZM251 243H250V245H252ZM259 243H260V242H259ZM105 244H106V242H105ZM108 244H109V243H108ZM114 244H115V243H114ZM122 244H123V243H122ZM139 244H140V243H139ZM230 244H231V243H230ZM235 244H236V243H235ZM239 244H240V242H239ZM255 244H256V243H255ZM136 245H137V244H136ZM143 245H144V244H143ZM182 245H183V244H182ZM200 245H201V244H200ZM253 245H254V243H253ZM262 245H263V243H262ZM77 246H78V245H77ZM102 246H104V245H102ZM102 246H100V247H102ZM159 246H160V245H159ZM180 246H181V245H180ZM183 246H184V245H183ZM213 246H214V245H213ZM228 246L230 247L231 245H228ZM238 246H239V245H238ZM240 246H241V244H240ZM257 246H258V245H257ZM96 247H97V246H96ZM98 247H99V246H98ZM112 247H113V246H112ZM117 247H118V246H117ZM132 247H133V246H132ZM184 247H185V246H184ZM232 247H233V246H232ZM234 247H235V246H234ZM234 247H233V248H234ZM113 248H114V247H113ZM123 248H124V247H123ZM230 248H231V247H230ZM93 249H94V248H93ZM136 249H138V248H136ZM185 249H186V248H185ZM241 249H242V248H241ZM243 249H245V248H243ZM247 249H248V248H247ZM253 249H254V248H253ZM253 249H252V250H253ZM257 249H258V248H257ZM262 249H263V248H262ZM111 250H112V249H111ZM158 250H159V249H158ZM76 251H77V250H76ZM236 251H237V250H236ZM85 252H86V251H85ZM110 252H111V251H110ZM113 252H114V250H113ZM162 252H164V251H162ZM210 252H211V251H210ZM238 252H239V251H237L236 253H238ZM249 252H250V251H249ZM258 252H261V250L258 251ZM114 253H116V252H114ZM124 253H125V252H124ZM201 253H203V252H201ZM212 253H213V251H212ZM212 253H211V254H212ZM247 253H248V252H247ZM253 253L256 254V252H253ZM253 253H252L251 255H253ZM160 254H162V253H160ZM255 254H254V256H255ZM98 255H99V253H98ZM155 255H156V254H155ZM158 255H159V254H158ZM158 255H157V256H158ZM258 255H260V254H258ZM263 255H264V254H263ZM0 256H1V255H0ZM119 256H120V254H119ZM194 256H195V255H194ZM205 256H206V255H205ZM243 256H244V255H243ZM249 256H250V255H249ZM110 257H111V256H110ZM195 257H196V256H195ZM256 257H258V256H256ZM256 257H255V258H256ZM0 258H1V257H0ZM107 258H108V256H107ZM151 258H152V257H151ZM183 259H184V258H183ZM196 259H197V258H196ZM196 259H195V260H196ZM199 259H200V256H199ZM252 259H253V258H252ZM76 260H77V259H76ZM202 260H203V259H202ZM263 260H264V259H263ZM198 261H199V260H198ZM97 262H98V261H97ZM211 264H213V263L211 262Z\"/></svg>","mask_w":264,"mask_h":264}]
</instances>
